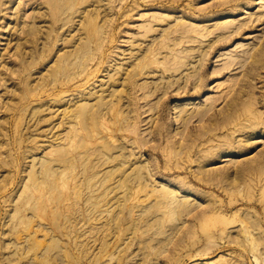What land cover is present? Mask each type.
I'll return each mask as SVG.
<instances>
[{
    "label": "rangeland",
    "instance_id": "rangeland-1",
    "mask_svg": "<svg viewBox=\"0 0 264 264\" xmlns=\"http://www.w3.org/2000/svg\"><path fill=\"white\" fill-rule=\"evenodd\" d=\"M0 264H264V0H0Z\"/></svg>",
    "mask_w": 264,
    "mask_h": 264
},
{
    "label": "bare ground",
    "instance_id": "bare-ground-1",
    "mask_svg": "<svg viewBox=\"0 0 264 264\" xmlns=\"http://www.w3.org/2000/svg\"><path fill=\"white\" fill-rule=\"evenodd\" d=\"M188 37H189L188 39L191 38L190 36H188ZM173 56L177 57V55H173ZM184 57H186V56H184ZM178 58H179V56H178ZM168 66L169 67L163 68V71H162L163 74H165V72H171V71L177 72L181 68V64L177 60H175V58L171 61V63H169ZM225 68L227 69V67H225ZM206 71H207V68L205 66H200L197 69V71H196L197 76L195 78H194V76L193 77L186 76L183 85H181V83H179V78L177 79V78H175L176 76L173 75L174 78L172 79L171 83L162 90V92H164L163 95H166V94H168V95L165 97V99H161L162 96L159 97V100H161V104L160 105H162V102H164V100L175 96L173 94H170V91H168V89H171L172 91H176L177 95L178 94L180 95V93H183L184 95H187V96H191V94L189 93L190 90H193L192 94H194V93L197 94L201 90H204L205 85L207 84V79H208V77L206 76ZM174 84H178V85L174 86ZM131 90L134 93H137V92H139L141 90V88H139L138 86L132 85L131 86ZM157 90H159V89H157L155 87V89H154V91L152 93H154ZM149 95L150 94L148 92L147 93H144V92L139 93L137 96L135 95L134 99L136 101V104H140L138 102V100L140 99V100L143 101L144 105H148L149 101H150L149 100ZM135 111L138 114H140V111L138 109H135ZM199 114L201 116L202 115H205V116L207 115V116H209V118L212 116V113H210L208 109H204V110L199 111ZM256 119H257V116H255V117H253L252 119H249V120H251L253 122ZM187 129L190 130L191 126H188ZM184 137H186V136H184Z\"/></svg>",
    "mask_w": 264,
    "mask_h": 264
}]
</instances>
